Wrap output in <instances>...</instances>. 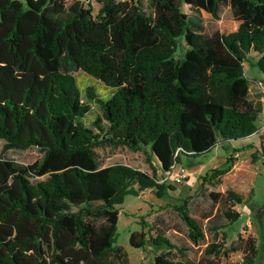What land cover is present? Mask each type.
<instances>
[{
  "label": "trees",
  "instance_id": "obj_1",
  "mask_svg": "<svg viewBox=\"0 0 264 264\" xmlns=\"http://www.w3.org/2000/svg\"><path fill=\"white\" fill-rule=\"evenodd\" d=\"M228 1L237 28L212 38L194 31L182 6L216 17L219 0H148L150 13L143 0H97L96 14L88 0H0L2 152L35 147L44 154L31 165L0 157V264H127L116 246L124 198L150 190L171 199L174 188L160 180L182 156L258 133L263 106L249 97L244 63L256 58L264 76V0ZM76 72L111 93H82ZM91 104L100 117L89 127L83 119ZM102 146L149 149L159 166L152 175L123 164L101 167L95 150ZM234 162L230 156L209 170L200 185L219 183ZM209 197L227 207L229 225L240 218L232 208L245 203L242 195ZM173 208L188 242L204 244L203 222L188 202ZM140 223L129 244L161 249L153 264H225L232 252H241L239 264H255L251 237L225 248L223 232L195 262L163 233L147 237Z\"/></svg>",
  "mask_w": 264,
  "mask_h": 264
},
{
  "label": "rangeland",
  "instance_id": "obj_2",
  "mask_svg": "<svg viewBox=\"0 0 264 264\" xmlns=\"http://www.w3.org/2000/svg\"><path fill=\"white\" fill-rule=\"evenodd\" d=\"M88 2L93 14H96L99 9L97 0H88ZM143 4L145 12L150 13L148 0H143ZM182 12L193 23L194 31L207 37L217 38L237 28L238 23L228 0H219L216 17L191 10L185 5L182 6ZM255 61L256 58L247 59L244 67L246 76L250 80V97L253 96L254 101H259L264 106V84L257 82L264 77L258 71ZM73 76L82 93L86 87H92L100 98H105L111 93L102 83L93 80L83 72H76ZM99 117L98 107L91 104L90 112L83 121L90 127ZM102 124L105 125V123ZM246 142L249 145L243 146ZM3 145L4 142L0 140V157L23 165L40 162L44 155L35 147L2 152ZM255 152H257V159L251 162V154ZM95 154L101 167L123 164L152 175V168L157 170L159 166L149 149L131 151L125 147L102 146L95 150ZM230 156L235 160L234 170L232 169L229 174L222 177L219 183L200 185L201 178L209 170L222 166ZM177 165L185 169L188 176L178 185L172 180L167 181V184L174 188L168 191L171 199L159 200L153 191L145 190L138 197L126 196L123 203L117 206L119 213L116 246L125 251L127 264H153L154 257L162 251L149 243L139 249L130 246V235L133 232L142 231L141 221L144 223V232L147 237L163 233L173 244L186 249L185 258L188 260L198 261L202 257L205 246L213 242L221 243L222 234L225 232L227 237L224 241L225 248L236 245L238 238L242 240L248 237L253 238L258 252L255 264H264V130L245 139L219 143L210 152L198 157L182 156L181 162ZM227 190L237 192L245 200L244 204L232 208L240 213V218L230 225L223 215L227 207L221 201L216 202L209 197L210 193L223 194ZM179 200H186L190 215L203 222L206 240L198 247L188 242L187 229L173 208V204ZM170 256L179 259L175 253H171ZM241 260V252H232L221 261L225 264H239Z\"/></svg>",
  "mask_w": 264,
  "mask_h": 264
},
{
  "label": "built area",
  "instance_id": "obj_3",
  "mask_svg": "<svg viewBox=\"0 0 264 264\" xmlns=\"http://www.w3.org/2000/svg\"><path fill=\"white\" fill-rule=\"evenodd\" d=\"M76 1H82L86 2L87 0H76ZM259 123H260V129L258 132H261L264 130V106L263 110L259 115ZM188 176L185 169L180 167V165H173L171 169L163 174V178L160 180V182H167L172 180V182L176 185L180 184L186 177Z\"/></svg>",
  "mask_w": 264,
  "mask_h": 264
},
{
  "label": "crops",
  "instance_id": "obj_4",
  "mask_svg": "<svg viewBox=\"0 0 264 264\" xmlns=\"http://www.w3.org/2000/svg\"><path fill=\"white\" fill-rule=\"evenodd\" d=\"M245 76H246V72H245ZM247 77V76H246ZM264 77V76H263ZM248 78V77H247ZM249 79V78H248ZM249 82H250V80H249ZM257 82H262L263 84H264V78H261V80L259 79ZM249 97H250V86H249ZM253 97V96H252ZM252 97H250V99L251 100H254ZM231 143V142H230ZM245 145H249L247 142H246V144H243V146H245ZM233 170H234V168H233Z\"/></svg>",
  "mask_w": 264,
  "mask_h": 264
}]
</instances>
